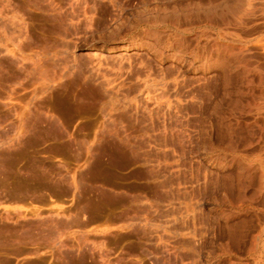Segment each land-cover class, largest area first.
I'll use <instances>...</instances> for the list:
<instances>
[{
  "label": "rangeland",
  "instance_id": "rangeland-1",
  "mask_svg": "<svg viewBox=\"0 0 264 264\" xmlns=\"http://www.w3.org/2000/svg\"><path fill=\"white\" fill-rule=\"evenodd\" d=\"M221 1L0 0V192L69 198L0 219V253L264 260V16L220 37L199 12Z\"/></svg>",
  "mask_w": 264,
  "mask_h": 264
},
{
  "label": "bare ground",
  "instance_id": "bare-ground-1",
  "mask_svg": "<svg viewBox=\"0 0 264 264\" xmlns=\"http://www.w3.org/2000/svg\"><path fill=\"white\" fill-rule=\"evenodd\" d=\"M184 13H185V11H184ZM199 14H200L199 15L200 19L199 20H200L201 27L212 28L213 30H215L217 32L216 34H219L220 37L221 36L224 37V35H226V34H231L228 31V25H231V24L240 25V24L244 23L245 20H247V18L249 19V17L251 15H253V14L254 15L261 14V15L264 16V0H224V1H221L220 3H215V4H212V5H207V6L203 7V9L200 10ZM254 17H256V16H254ZM224 47H225V45H224ZM232 55L234 56V58L236 60V64H237L238 67L242 68L245 71L249 70V68H248V70H246L247 69L246 67H248L247 65H245V64L243 65L242 64V60H241V59H243V58H241V56L243 55L242 54V48L240 49V51L239 50L238 51L233 50L232 51ZM243 63H245V62H243ZM23 178L24 177L21 176L22 180L25 179V178L24 179ZM8 179H9V177H8ZM8 179H6V180H8ZM19 180H20V178H19ZM15 182H16L17 186L26 184V186L28 187L27 183H25L23 181H15ZM8 184H10V183H8ZM6 186H5V188H6ZM17 186L15 188H17ZM19 188H20V186L17 189H15V191H17V193L19 191H21V192L23 191V190H20ZM22 188L23 187H21V189ZM26 188H24V189H26ZM261 188L262 189L264 188V162H263V160L261 161V174H260V189ZM10 189H12V188H10ZM30 189L28 188L27 190H30ZM13 191H14V189H13ZM13 191H11V192H13ZM25 192L26 191L24 190V193ZM42 194H44V193H42ZM34 215L35 216H40L41 213L36 212ZM52 215H54V214H52ZM263 231H264V228L261 229V231L258 234H256L254 239H253V249L254 250L256 248H259V246L261 244V237H262V232ZM256 264H264V260L260 259V260H258V262Z\"/></svg>",
  "mask_w": 264,
  "mask_h": 264
},
{
  "label": "crops",
  "instance_id": "crops-1",
  "mask_svg": "<svg viewBox=\"0 0 264 264\" xmlns=\"http://www.w3.org/2000/svg\"><path fill=\"white\" fill-rule=\"evenodd\" d=\"M0 183H3V182L0 181ZM19 186H20L19 189H21V187H23L22 188L23 193L21 191L18 193H10V192L1 193L0 192V219L4 222L7 220V218L9 216H13L16 214H26L28 216L29 215L35 216L34 214L36 212L43 213V211H45V210L54 209L57 207L59 209H61L63 207L68 206V203L63 202L64 200L69 199L65 196H60V195L54 194L53 196L48 195V196L44 197L43 194H41V193H37V195H30V194H28L30 190H27L28 188L29 189L31 188L30 186L27 187L26 184L25 185H19ZM19 186H17V188ZM24 188H26V189H24ZM24 190L26 191L25 193H24ZM19 245H26V244H22V243H18V242L17 243H14V242L10 243L11 247H17ZM26 246H28V245H26ZM0 258H1L3 264H6L5 261L7 259H10L12 264H30V262H29L30 260L26 259L25 257H23V255H21L19 253L13 254V253L1 252Z\"/></svg>",
  "mask_w": 264,
  "mask_h": 264
}]
</instances>
